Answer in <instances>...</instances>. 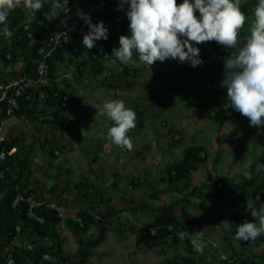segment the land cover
Listing matches in <instances>:
<instances>
[{
	"label": "rangeland",
	"instance_id": "1",
	"mask_svg": "<svg viewBox=\"0 0 264 264\" xmlns=\"http://www.w3.org/2000/svg\"><path fill=\"white\" fill-rule=\"evenodd\" d=\"M253 20L251 13L238 31V42L250 35ZM113 32L115 48L120 47L121 35L131 34L121 22L113 24ZM79 45L78 57L66 55L54 69L55 81L68 96L62 123L42 120L54 109L43 101L35 111L44 114L37 118L12 115L7 119L6 139L26 159L21 188L60 216L47 235L30 228L19 231L14 238L19 245L9 243L11 248L49 246L46 259L53 264H60L62 258L67 264H162L166 260L183 264V258L195 264H224L223 254L243 264H264V234L249 241L237 239L232 228L224 229L227 235L220 234V222L226 217L237 225L245 220L258 224L251 210L264 207V194L251 197L249 190L233 187L217 193L206 179L215 174L235 181L256 174L264 177V168L257 167L264 163V125L250 126L247 117L227 106L226 89L219 86L224 71L212 65L196 68L160 61L147 66L136 54L127 64L114 56L102 58L105 68L97 73L88 63V49L82 42ZM200 45L213 49L212 41ZM140 64L136 74H120V65ZM19 66L17 62L5 67L0 60L2 79ZM110 100L123 101L136 114V127L127 133L131 151L107 138L114 122L101 113ZM189 144L201 147L204 160L195 164L186 180L170 182L167 169ZM82 212L95 219L107 214L103 227L83 219ZM166 213L174 214L190 235L203 230L202 253L193 248L191 236L186 237L190 244L186 238L173 241L172 234L159 242L147 238L145 227H153L155 218ZM71 220L79 223L77 232ZM102 229L105 238L108 235L119 245L111 247L104 238L94 246L83 244L77 252L79 240L97 237ZM255 243L261 248L259 255L252 253Z\"/></svg>",
	"mask_w": 264,
	"mask_h": 264
},
{
	"label": "clouds",
	"instance_id": "2",
	"mask_svg": "<svg viewBox=\"0 0 264 264\" xmlns=\"http://www.w3.org/2000/svg\"><path fill=\"white\" fill-rule=\"evenodd\" d=\"M69 0H52L53 15L65 16L71 11ZM128 7L125 10L124 5ZM43 7V0H0V35L13 36L9 27L10 14L22 8L25 26L37 21L36 13ZM116 11H125L129 21L130 36L119 37V48L112 49L121 64H127L138 54L139 61L147 66L155 62L172 59L178 63L189 62L192 67L203 63L199 57V45L215 41L230 50L223 58L224 76L219 86L226 89L227 106L247 117L250 126L264 125V0L253 9L254 20L250 35L242 47H238V31L245 24V14L241 11L240 0H119ZM198 11L199 17L196 12ZM77 16L88 26L82 43L92 49L96 41L108 39V29L103 21L92 23L91 17L77 10ZM51 19V17H49ZM62 26L66 21H61ZM66 34V33H64ZM113 126L108 129L110 143L131 151L133 143L127 135L136 127V114L126 108L121 100H110L103 104V111ZM258 170L264 163L258 164ZM251 216L259 223L245 220L236 227L235 236L242 241L255 240L264 234V207L251 210ZM229 228L232 222H220ZM179 239L191 236V244L197 252H203V230L191 235L186 229L178 233Z\"/></svg>",
	"mask_w": 264,
	"mask_h": 264
},
{
	"label": "trees",
	"instance_id": "3",
	"mask_svg": "<svg viewBox=\"0 0 264 264\" xmlns=\"http://www.w3.org/2000/svg\"><path fill=\"white\" fill-rule=\"evenodd\" d=\"M89 2V0H87ZM46 1L43 0V6L46 5ZM177 5L180 4L179 0H176ZM258 4V0H240L241 11L245 14V24L248 16L253 13V9ZM99 14V13H98ZM98 14H89L92 23L95 22V17ZM102 21L108 29V39L96 41L95 46L92 49H88L87 59L90 67L97 73H102L105 66L101 63V59L107 53L108 57L112 55V49L115 48V34L113 32V24L115 22H121L123 26H128V19L120 20L118 18V12L116 7H112L103 11ZM9 27L13 30V36L11 38H5L0 35V60L3 66L13 65L20 63L19 68L16 71H11V74L24 73L27 75H34L36 62L39 58L37 53V46L39 40L49 35L53 31V24L48 20H40L33 22L25 28V13L22 8L14 10L9 16ZM82 25H87L83 22ZM28 33L30 35H28ZM83 34L74 33L70 35L67 43L62 47L57 48L52 56L48 58L50 76L54 78L55 65L58 62H62L71 56L78 57L80 55V45L82 42ZM32 39V43L31 42ZM246 42V38L241 39L238 42V47H242ZM30 43V44H29ZM220 45L217 42L212 41V48L216 49ZM75 48V49H74ZM205 50V48L203 47ZM115 57V56H114ZM72 59V58H71ZM80 67V66H79ZM196 68H200L197 67ZM216 68V67H214ZM129 67L126 66L120 74L130 75L136 74L139 70L133 68L132 73L129 71ZM2 73L0 72V81L2 80ZM46 96L42 100H25L24 97L18 98V106L14 109L13 115L26 116L30 119L37 118L38 114H44L43 112L37 113L36 108L41 101L54 105V109L51 111L50 118L44 115L42 120L50 125L61 124L65 119L62 109L61 95L63 91L59 88L56 81L52 82L50 87L46 89ZM58 91V96H53V92ZM5 107L3 103H0V121L5 118ZM246 140V139H245ZM14 145L5 139L0 142V154L3 152V156H0V264H5L7 254L4 248L9 243H14V236L16 235V226L18 225L20 230L25 231L32 229L39 235H47L53 228L54 224L60 220V216L56 209L51 208L49 205H36L33 207L35 214L43 217V222H38L36 219L27 215L28 202L26 198L31 196L29 190L21 188L19 184V178L22 175L23 170L26 168V159H23L18 155L16 151L9 153L8 151ZM201 147L195 144H189L183 147L180 158L171 163L167 169L170 182H176L178 180H186L189 177L190 172L194 168L195 164L204 160V156L200 155ZM208 184L217 193H222L226 188H236L240 190H249L251 197H255L259 194V197H263L264 194V177L259 178L258 175H252L244 178L242 181H235L229 176L224 175H208ZM20 194L23 199H19L14 204L15 197ZM81 217L91 222H99L102 227L104 219L107 218V214L100 216L101 218L95 219L89 212H82ZM70 225L77 232L80 227L76 221H69ZM171 224V229L167 228V225ZM152 226H158L155 234H151L148 227H145L147 238L152 242L162 241L165 237L172 234L173 241H178L179 233L182 230L180 221L172 213H166L161 216H157ZM105 238V232L102 229L101 233L97 237H92L86 242L78 241L77 252L81 250L83 244L94 246ZM186 244H190V241L186 238ZM51 247L46 245H35L31 249L16 247L12 249L13 262L11 264H53L47 259L42 258V254L50 251ZM183 264H195L190 258H183ZM174 260H166L162 264H174Z\"/></svg>",
	"mask_w": 264,
	"mask_h": 264
},
{
	"label": "built area",
	"instance_id": "4",
	"mask_svg": "<svg viewBox=\"0 0 264 264\" xmlns=\"http://www.w3.org/2000/svg\"><path fill=\"white\" fill-rule=\"evenodd\" d=\"M119 0H89L86 14H98L95 17V22H100L103 19V11L106 9L116 7ZM128 7L127 4L124 5V9L126 10ZM118 12V18L120 20H124L127 18L125 11H117ZM83 19L81 18H74L71 19L64 25L62 28L58 30H53L49 35L43 36L39 40V44L37 46V53L39 55V58L36 62L35 66V72L34 75H27L24 73H17V74H8L5 76L4 79L0 81V103L4 104L5 107V118H3L0 121V142L4 141L6 139L5 135V125L7 122V119L13 115L14 109L18 106V98L24 97L25 100H42L46 96V88L50 87L52 85V82L55 81V78H52L50 76V68L48 63V58L52 56L53 52L59 48L62 47L65 43H67L70 35L74 33L83 34L84 32H88V26L82 25ZM28 27V26H27ZM25 26V28H27ZM66 33V34H64ZM28 35H30L28 33ZM32 43V39L31 42ZM29 43V44H30ZM193 45L195 47L199 48V57L203 60V63L201 65H198L197 67L204 68L207 66L212 65L213 67H216V69H224L223 64V58L227 57L230 54V50H226L225 48L217 47L216 49H203V47L199 44L196 45L193 42ZM75 49V48H74ZM105 59L108 58L107 53H105L104 57ZM166 63H178L177 60H166L164 61ZM179 64H188L189 62L179 63ZM130 73H132L133 68L137 70H141L142 65H137L135 67H129ZM120 70H123L124 67L122 65L119 66ZM53 96H58V91L53 92ZM61 101L62 106H65L68 101L67 94L61 95ZM14 147L11 148L8 152H13ZM0 156H3V152L0 154ZM19 199H23V197L18 194L14 199V204L17 203ZM28 202V209H27V215L29 217H32L36 219L38 222H43V217L40 215L35 214L33 211V207L36 205H41V201H37L33 199L31 196H28L26 198ZM171 224L167 225L168 229H171ZM158 226H153L149 228V231L151 234H155L157 231ZM20 228L17 225L16 226V235L14 238L18 237V232ZM15 245H19L18 242H15ZM12 244V243H11ZM11 246L8 244L5 246L4 251L7 254V259L5 264H11L13 262V256L11 251ZM42 258L46 259L49 258V255L47 253L42 254ZM221 258L224 262V264H243L240 263L239 260L236 257H229L226 254L221 255ZM39 264V263H38Z\"/></svg>",
	"mask_w": 264,
	"mask_h": 264
},
{
	"label": "crops",
	"instance_id": "5",
	"mask_svg": "<svg viewBox=\"0 0 264 264\" xmlns=\"http://www.w3.org/2000/svg\"><path fill=\"white\" fill-rule=\"evenodd\" d=\"M46 2V5L42 7V9L40 11H38L36 13V16H37V21H40L42 19L44 20H48V21H51L52 24H53V30H58L60 28H62V24H61V21H66V23L68 21H70L71 19H74V18H78L77 16V10H80L82 11L83 13L86 12L87 10V6H88V1L87 0H69V4H68V7L70 8V12L67 16H65V14L63 12H60L59 13V16L57 17L56 15H53V9L51 7V2L52 0H45ZM49 17H51V19H49ZM81 43V42H80ZM221 70V69H220ZM45 116H47L48 118H50V114H45ZM8 122V121H7ZM6 127V125H5ZM81 135V134H80ZM83 135V134H82ZM226 220H230L232 222L231 224V227L233 230L235 229L236 230V227H237V222L233 221L232 218H227L226 217ZM220 227L222 228L221 230V235L225 236L227 235V232H225L224 229H227L229 228L228 226L224 225V224H221ZM223 238V237H222ZM110 240V241H108ZM105 241H108L110 246L113 247V246H118L119 243H112L111 242V239L109 238V236L107 235L106 238H105ZM104 241V242H105ZM257 244L255 243V247L252 249L253 250V254H257L259 255L260 253L258 251L261 250L260 246H256ZM262 254V252H261ZM68 262L65 261V259L62 258L60 264H67Z\"/></svg>",
	"mask_w": 264,
	"mask_h": 264
}]
</instances>
